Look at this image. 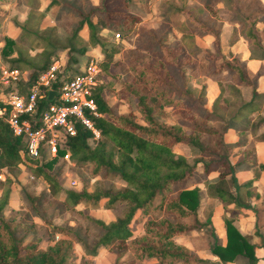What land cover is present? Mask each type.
Instances as JSON below:
<instances>
[{"label": "trees", "instance_id": "1", "mask_svg": "<svg viewBox=\"0 0 264 264\" xmlns=\"http://www.w3.org/2000/svg\"><path fill=\"white\" fill-rule=\"evenodd\" d=\"M11 1L0 0V5ZM210 1L203 0L208 20L220 21L216 8L209 5ZM260 7L257 4L253 10L237 13L231 22L238 24L240 34L247 42L251 54L264 58V27L257 25L258 21H264L263 9ZM180 12L198 28V36H212L211 46L214 51L200 47L202 54L196 60L186 51L180 39L168 41L167 37L164 40V35L160 34L154 42L143 44L144 53L148 54V57L144 62H136L130 67L131 74L124 76L114 92L119 99L128 102L132 99L133 107L139 113L142 123L135 120L132 110L117 112L109 105L103 93V84L98 83L91 93L98 115L86 112L91 124L98 131L94 144L89 145L87 142L92 136L91 130L77 122L74 123V134L66 137L64 149L68 151L69 158L79 164L91 163L92 174L102 168L103 171L116 175L124 185L113 190H102L98 187L88 191L84 183L78 190L65 188L63 203L72 205L80 201L96 204L101 198H105L107 204L104 206L107 208H111L115 202H121L120 212L114 214V218L108 222L90 214L82 215L99 230L90 244L70 227L54 225V233L60 234V237L45 248L38 246L36 238L23 242L21 235L15 234L13 226L16 224L9 223L0 214V264H73V242H78L91 256L95 255L100 247L106 248L113 253L112 264H132L134 259L143 258H153L152 264H193L197 261L188 247L173 238L175 235L199 229L206 220L200 222L196 217L198 186L187 187L185 184L188 179L197 180L194 177V164H188L182 156H176L172 146L178 142H190L200 148L197 132L216 135L218 131L206 123L211 111L204 110L205 113L201 117L198 116L197 104L193 102L199 99V96L189 97L182 90L173 96L172 92L168 91L174 81V74L169 66L177 68L182 76L187 72L188 75L203 74L216 80L219 93L213 106L219 99L221 80L236 88V85L250 86V98L238 105L235 114L228 118L221 132L222 134L230 128L235 139L232 142H224L219 138L218 144L223 153H218L213 148L201 147V154L208 156V160L201 163V171L205 175L211 169H216V179L207 184L208 196L216 197L224 203H233L237 207H249L255 214L256 222L264 215V189L259 206L240 202L242 189L245 194H249L247 188L252 185L258 174L253 172L241 182H238L235 176L236 167L250 171L255 167L259 171L264 170V162L255 161L254 145L247 138L251 124L247 120L248 114L264 109L261 105L264 95L255 90L259 72L249 75L238 53H230L227 58L221 54L218 37L220 24L206 23L188 9H180ZM4 14L5 10L0 6V18ZM77 14L80 18L75 30L67 39L70 43L68 48L74 49L73 37L81 28L86 27L89 43L98 45L103 53L100 65L106 70L117 48L113 45L106 46L96 26L113 29L118 35H126L139 17L131 12L128 0H98L96 4H91L85 11H78ZM146 31L153 39L152 30ZM50 45L47 41L37 53L40 59H35L36 54H23V51L15 46V56L9 60L13 63L9 65L26 68L30 82L51 61H48L51 52L47 49ZM75 50L82 54L85 48L81 46ZM42 56L44 57L41 58ZM195 64L200 67L198 72H195ZM50 101H54V98L45 96L39 99L37 109ZM2 105L0 102V106ZM165 107H170V110H165ZM258 120L259 123L264 122V115H260ZM259 133L262 136L257 139L264 140V130ZM107 141H110L112 146L107 147ZM64 149L59 148L58 153L61 154ZM230 155L234 160L230 159ZM37 161V158L26 154L22 136L13 134L0 117V168L22 164L48 183L50 193H56L60 189L59 170L48 164L46 167L50 168L49 171L39 166ZM227 179L230 180L234 192L226 187ZM0 189L2 190V180ZM9 189L3 188L0 193V211L7 203ZM139 222V229L135 230ZM223 222L225 243L220 246L213 236L211 251L223 260L241 253L247 257L248 264H253L256 260L253 252L255 244L249 242L247 237L234 227L230 218L224 217ZM261 238L264 239V235H261ZM109 243L110 247H106ZM261 244L264 247L263 241ZM125 250L130 254V258L119 260Z\"/></svg>", "mask_w": 264, "mask_h": 264}, {"label": "rangeland", "instance_id": "2", "mask_svg": "<svg viewBox=\"0 0 264 264\" xmlns=\"http://www.w3.org/2000/svg\"><path fill=\"white\" fill-rule=\"evenodd\" d=\"M47 2L45 0H28V2L26 0H17L15 2L14 8L10 13V18L15 22V26L14 28L10 26L12 21L6 25L10 31L7 35L4 34L0 40L2 41L0 42V63H13L9 60L12 56H15V46L20 48L23 54H36L34 55L35 59H40L37 53L40 52L43 45L48 41L51 44L50 47H47L51 52L48 61L53 58H61V60H64L65 66L70 73L76 72L77 68L89 59L96 61L101 68L100 62L103 58V53L98 45L89 43L88 30L78 31L77 35L73 37L74 49L68 48L70 43L67 41L68 37L75 30L80 18L77 12L85 11L91 4H95L97 0H47ZM43 4L46 7H43L44 11L41 12L37 9V6ZM55 4L57 7L53 6ZM128 4L131 12L139 17V20L134 23L129 33L126 35L119 34L116 37L114 35L115 30H106L105 28L96 26L98 34L104 40L106 46L113 45L117 48L106 70L101 68L99 76V83L103 84L104 87V96L108 104L112 107L115 106V108L116 101L113 95L115 88L119 87V83L122 82L126 74H131L130 67L134 63H142L148 57V54L144 53L143 44L154 42L155 38L160 34L164 35V40H166V37L168 41L180 39L186 51L196 60L199 59L202 54L200 47H203V43L197 38L198 28L185 18L180 9H188L192 14L206 23L221 25L218 37L220 40L219 49L223 54L231 53V51H228L230 48L226 47V45L237 39V32H240L238 24H229L228 22L233 17L235 18L237 13L241 14L253 10L257 4L262 7L264 13V0H211L209 5L216 8L217 14L221 18L220 21L217 19L215 21L208 20L207 11L203 8V0H128ZM50 6L55 8L53 9L54 11L51 10ZM25 10H28L27 14L25 17H22ZM54 12L55 15H53ZM17 17L23 19L18 21ZM257 24L260 28L264 27V21H259ZM231 27L233 29H230ZM15 28H19L18 33L14 32ZM146 30H152V33H154L153 39ZM200 40L203 41V38ZM81 46L85 48L82 54L75 50ZM210 49L214 51L212 46ZM71 58L75 60H71ZM203 62L205 64V61ZM169 68L174 74V81L169 86L168 91L172 92L173 96L179 90L184 91L192 98L199 96L200 98L193 102L197 104L196 111L198 112V116L201 117L205 113L204 110L211 111V115L206 120V123L214 126L218 131L216 135L197 132L196 135L200 148L190 142H178L172 146V151L176 156H182L188 164H194V177L197 180L188 179L185 184L187 187L198 186L200 190L196 210L199 219H210L211 217L212 221L218 222L219 218L217 216H220L218 213L224 214L226 212L224 209L227 207L218 199L207 197V184L216 179V169H211L205 175L202 174L201 163L207 161L208 156L201 154L200 149L201 147L213 148L218 153H223L222 147L218 144L219 138H222L224 142H232L233 136L231 132L233 131L229 128L224 130L222 134L221 132L228 118L235 114L238 105L245 101V97L239 89L230 85L227 81L221 80L219 99L216 101L215 106H213L215 99L211 101L206 100L208 94L205 97L206 87L204 88V83L201 81L203 74L192 76L185 72L182 76V74H179L177 68L173 66H169ZM198 70H200V67H196L195 64V72H198ZM246 95L247 97L249 96L248 91ZM165 110H170V107H165ZM133 112L135 120L142 122L139 113L134 109ZM260 114H264V111L261 109L255 111L250 117L247 116V120L249 123L251 122L248 127L247 138L251 143L256 138L261 137L262 135L259 132L264 130V122L261 124L258 120ZM95 139V137H89L87 139L88 144L93 145ZM106 146H112L111 142L107 141ZM230 159L234 160V157L230 155ZM37 164H40L39 166L43 168H47L46 166L49 164L52 168L54 167L59 170L60 189L54 194L50 193L48 183L41 176L34 175L29 168L22 164L18 163L10 167L0 168L2 190L3 188H10L7 195V203L2 207L0 214L9 223L16 224L13 226L15 234L21 235L23 242L36 238L38 246L41 248H45L60 237V234L54 233V225L70 227L87 244H90L99 230L87 222L82 215L90 214L95 218L108 222L114 218V214L120 212L122 203L115 202L111 208H107L104 206L107 204L106 199L101 198L96 204H87L80 201L72 205L64 204V189L71 188L78 190L82 183H84L88 191L98 187L102 190H113L119 188L120 185H124V182L116 175L103 171L102 168L92 174L90 172L93 167L91 163L79 164L71 158H69V161H64L60 158H50L45 151L41 152V158L37 161ZM47 169L50 171V168ZM239 169L241 168L236 167L235 171ZM253 172L258 174V180L248 186L247 190H249V194H245L243 189L240 193V202L244 204L248 203L252 206L260 204L264 178V172L260 173L256 167L251 169L250 174H253ZM69 178L75 179L76 182L71 185ZM226 187L233 190L229 179L226 181ZM2 190L0 189V193ZM17 221L20 223H15ZM19 226L21 228H18ZM139 226L140 222L136 224L135 230L139 229ZM202 227L201 230L196 231L197 233H193V230L189 232L193 247L211 248L214 240L213 236L216 238V241L218 239L217 242L220 244V237L216 236L215 231H211L206 225ZM110 245L111 243L106 245V247H110ZM112 245L114 246V244ZM222 245L220 244V246ZM72 248L73 264L113 263V253L104 250L103 247L99 248L93 256L85 252L78 242H73ZM128 258H130V254L126 250L119 256V260ZM141 260L134 259L132 264H152L150 261L152 259L143 258Z\"/></svg>", "mask_w": 264, "mask_h": 264}, {"label": "built area", "instance_id": "3", "mask_svg": "<svg viewBox=\"0 0 264 264\" xmlns=\"http://www.w3.org/2000/svg\"><path fill=\"white\" fill-rule=\"evenodd\" d=\"M100 73L99 64L90 59L78 72L68 74L64 64L53 58L28 82L27 70L0 64V117L13 134L22 136L28 156L39 160L45 151L49 157L69 161L65 141L74 134L75 122L89 128L91 137L98 136L86 112L98 115L91 93ZM50 90L54 101L37 109L38 100L48 97ZM59 148L64 149L61 154ZM69 180L71 185L76 182Z\"/></svg>", "mask_w": 264, "mask_h": 264}, {"label": "crops", "instance_id": "4", "mask_svg": "<svg viewBox=\"0 0 264 264\" xmlns=\"http://www.w3.org/2000/svg\"><path fill=\"white\" fill-rule=\"evenodd\" d=\"M26 1L28 2V0H26ZM45 1L47 2V0H45ZM15 2H17V0L16 1L14 0V1L0 5L3 9H5V14L3 15V17L0 18V35H1L0 40L2 39V36L4 34L7 35V33H9V31H10V29L8 27H6L8 22L12 21V23H10L11 24L10 26H12L13 28L15 26V22L10 18V13H11L12 9L14 8L13 5L15 4ZM43 5H45V4H43ZM43 5L37 6V9L41 12L44 11L43 9L46 7V5L45 6H43ZM53 6L57 7L56 4ZM54 7L52 8L50 6V8H52L51 10L55 9ZM27 11L28 10L24 11L25 13L23 14L22 17L26 16ZM53 15H55V12ZM21 19H23V18L17 17L18 21H21ZM228 23L229 24H237V23L231 22V21H229ZM230 29H233V28L231 27ZM230 29H225V30H230ZM18 30H19V28H15L14 32L18 33ZM81 30H87V28L83 27L79 31H81ZM106 30H108V29H106ZM237 36H238V38L235 39L234 41L229 42V45H226V47L230 48L228 51H231V54H237V53L239 54L240 59L243 60L245 63V66H246V69H247V72L249 75H252L256 71L259 72V75L255 81V90L257 92L263 93V95H264V58H259L255 55L251 54L249 46L247 45V42L242 38L239 31L237 32ZM201 37L203 38V41L200 40V39H202ZM197 38L199 39V41H201L203 43V47H206L209 50H211L210 44L212 43V36L210 34H204L201 36H197ZM0 42H2V41H0ZM219 47H220V44H219ZM234 48H235V50H234ZM220 52H221V50H220ZM221 54H223V53L221 52ZM223 56L225 58H227L229 56V54H223ZM57 59H59V61L64 64V69L68 74H73V73H70L69 70L67 69V67L65 66L64 60H61V58H57ZM87 61H85V62H87ZM0 64H3V63H0ZM82 65H80L77 68L76 72H78L82 68ZM76 72H74V73H76ZM201 81H202V83H204V88L206 87L205 97H206V94H208L206 100L211 101V100L215 99L219 93V85H218L217 81L208 77V76H205V75L201 76ZM236 86L242 92L243 96L245 97V101H247L251 95L250 86L249 85H236ZM117 89H118V86H117V88H115V91ZM247 89H249V90H247ZM247 91L249 92L248 97L246 95ZM113 95L115 97L114 100L116 101V108H115V106H114V108L117 110V112H125L128 110L133 111L134 107H133L132 99H130V101L128 102V101H125L124 99L117 98L115 96V93ZM261 105L264 106V99H262ZM261 110L264 111V109H261ZM254 113L255 112H251L250 114H248V116L250 117V115H252ZM260 115H264V114H260ZM139 123H142V122H139ZM261 124H263V123H261ZM231 134L233 136L232 139L234 140L235 135L233 132H231ZM233 140H231V141H233ZM253 145H254V150H255V161L256 162H264V140L261 138L260 139L256 138L253 141ZM263 172H264V170H260V173H263ZM235 176L237 178V181L241 182L250 176V170L239 169L238 171H235ZM261 179H262V176H261ZM256 180H258V178L255 179L254 181H256ZM262 186L263 187H262L261 192L264 189V178H263ZM230 191L234 192V189L233 190L230 189ZM199 193H200V190H199ZM207 197L218 199L216 197H211L208 195H207ZM218 200L221 201L220 199H218ZM221 202H223V201H221ZM224 204H225V207H227L224 209V211H226V212H224V214L218 213L220 215V216H217V218H219L218 222L212 221L211 217H210V219L206 218V219L201 220V219H199L198 215L196 214L198 221L203 222L206 220L202 226L206 225L210 228L211 231H215L216 236L220 237V239H219L220 244H224L225 243V231H224V227H223L224 226L223 218L224 217L230 218L231 223L234 225V227L241 234L245 235L247 237V239L249 240V242H251L252 244H255V247L253 248V252H254V255L256 256V260L253 264H264V247L261 244L262 241L264 242V239L261 238V235L262 236L264 235V215H261L258 222H256L255 221V214L252 211V209L245 207L243 205L237 207V206H234L233 203H224ZM259 205L260 204L254 205V206L257 207ZM222 208H223V206H222ZM257 223H258V226H257ZM202 226L199 227V229L193 230V233H197L196 231L201 230L203 228ZM189 232L187 234L175 235L173 238L175 241L182 243L183 245H185L186 247H188L192 251V253L195 255V257L197 259V261L193 262V264H248L247 257L241 253L235 254L231 259H224L223 260V259H220L216 254H214L211 251V248H195V247H193V245L190 241ZM209 241H210V239H209ZM217 241H218V239H217ZM104 250H106V249H104ZM149 259H152L150 261H151V263H153L154 259L153 258H149Z\"/></svg>", "mask_w": 264, "mask_h": 264}, {"label": "water", "instance_id": "5", "mask_svg": "<svg viewBox=\"0 0 264 264\" xmlns=\"http://www.w3.org/2000/svg\"><path fill=\"white\" fill-rule=\"evenodd\" d=\"M52 91H53V90H50V91H49L48 98H50Z\"/></svg>", "mask_w": 264, "mask_h": 264}]
</instances>
